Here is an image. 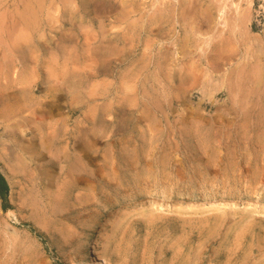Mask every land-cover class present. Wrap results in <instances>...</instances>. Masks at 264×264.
<instances>
[{"label": "rangeland", "instance_id": "obj_1", "mask_svg": "<svg viewBox=\"0 0 264 264\" xmlns=\"http://www.w3.org/2000/svg\"><path fill=\"white\" fill-rule=\"evenodd\" d=\"M113 1L0 0V264H264V0Z\"/></svg>", "mask_w": 264, "mask_h": 264}, {"label": "bare ground", "instance_id": "obj_2", "mask_svg": "<svg viewBox=\"0 0 264 264\" xmlns=\"http://www.w3.org/2000/svg\"><path fill=\"white\" fill-rule=\"evenodd\" d=\"M37 1V0H36ZM120 2H121V0H120ZM127 1L126 0H123L122 1V4H125ZM224 4V3H223ZM36 5V4H35ZM35 5H27V6H24L25 8H18L17 10H15L14 12L15 13H13L14 14V19H15V23H17V26L19 27V29H18V27H17V29L18 30H20V38H21V42H20V49L21 50H24V49H26L25 48V46L24 45H22L23 43H22V41L24 40V39H26V38H29V34H27V32L25 31L26 30V25L28 24V23H30V22H32L33 20H34V18H35V16H34V14L35 13H37V12H39V10H37L38 9V7L37 6H35ZM108 5H109V3H108ZM227 5V4H226ZM119 6H120V4L117 2V1H113V4L111 5V8L112 9H116L117 7L119 8ZM125 6V5H124ZM225 6V5H224ZM37 7V8H36ZM227 7V6H226ZM183 8V7H182ZM223 8V7H222ZM220 9V6H219V8L218 9H220V12H218V13H220V21H221V18L223 17V18H225L226 16H224L223 15V13L224 14H226V11H227V8H226V10H224V9ZM205 9V8H204ZM122 10H125V7L122 9ZM182 10V9H181ZM186 10V9H185ZM200 10H202V9H200ZM187 11V10H186ZM189 11V10H188ZM194 11V10H193ZM195 11H197V10H195ZM219 11V10H218ZM197 12H199V11H197ZM200 12H202V11H200ZM203 12H206V15H208L207 14V12H209V11H203ZM184 13V12H183ZM182 13V14H183ZM186 13V12H185ZM194 13V12H193ZM192 13V14H193ZM209 13H211V12H209ZM242 13V12H241ZM177 14H179V12L177 13ZM191 14V15H192ZM195 14V13H194ZM193 14V15H194ZM192 15V16H193ZM204 15H205V13H204ZM203 15V16H204ZM228 15V14H227ZM242 15V14H241ZM241 15H238L239 17H238V19L240 18V16ZM244 15V14H243ZM179 16H181V14L179 15ZM184 16V15H183ZM196 16V15H195ZM209 16V15H208ZM212 16V15H211ZM177 17H178V15H177ZM182 17V16H181ZM181 17H180V19H181ZM187 17V16H186ZM188 17H190V16H188ZM194 17V16H193ZM195 18V17H194ZM197 18V17H196ZM196 18H195V20H196ZM223 18H222V20H223ZM244 18V17H243ZM246 18V17H245ZM244 18V19H245ZM249 18V17H248ZM191 19H192V17H191ZM201 19V18H200ZM227 19V18H226ZM237 19V20H238ZM244 19L242 20V24H243V21H244ZM186 20V19H185ZM187 20H189L188 18H187ZM204 20V19H203ZM210 20V19H209ZM211 20H213V19H211ZM210 20V21H211ZM190 21V20H189ZM192 21V20H191ZM197 21V20H196ZM208 21V20H207ZM210 21H208V22H210ZM219 21V20H218ZM219 21V22H220ZM228 20H226V22H227ZM185 22V21H184ZM202 22V21H201ZM204 22V21H203ZM202 22V23H203ZM205 22H206V20H205ZM226 22H224V23H226ZM239 22V21H238ZM237 22V23H238ZM13 23H14V20H13ZM187 23V21L185 22V24ZM200 23V22H199ZM223 23V22H222ZM240 23V22H239ZM221 24V23H220ZM227 24H229V22L227 23ZM246 24L249 26V24H250V21L247 23L246 22ZM240 25V24H239ZM238 25V26H239ZM245 25V24H244ZM14 26H15V24H14ZM228 26V25H227ZM237 26V27H238ZM247 26V27H248ZM200 27H201V25H200ZM234 27H235V25H234ZM237 27L235 28V29H237ZM241 27V26H240ZM161 28H163L162 26H161ZM185 28V27H184ZM197 28H198V26H197ZM243 28V27H242ZM244 28H245V26H244ZM249 28V27H248ZM202 29V28H201ZM240 29V28H239ZM145 30H148V29H145ZM162 30H164V28L163 29H159V31L157 32L158 34H160L161 32H163ZM200 30V29H199ZM247 30V29H246ZM250 30V29H249ZM219 31V30H218ZM236 31H238V30H236ZM235 31V32H236ZM242 31V30H241ZM151 32V31H150ZM154 32V31H153ZM165 32V31H164ZM163 32V33H164ZM168 32V31H167ZM234 32V33H235ZM244 32H245V29H244ZM243 32V33H244ZM249 32V31H248ZM248 32H246V33H244V36L248 33ZM190 33V32H189ZM240 33V32H239ZM173 34V33H172ZM249 35L251 34V33H248ZM5 35L7 36V33H6V30H4V28H1L0 29V37L2 38V37H5ZM10 35V34H9ZM16 35H17V33H16ZM114 35V34H113ZM186 35V34H185ZM241 35V34H240ZM18 36V35H17ZM243 36V35H242ZM187 37V36H186ZM246 37H247V35H246ZM249 37V36H248ZM251 37V36H250ZM0 38V39H1ZM104 38H105V36H104ZM243 38V37H242ZM187 39V38H186ZM245 39V38H244ZM243 39V40H244ZM246 39H249V38H246ZM245 39V40H246ZM247 41V40H246ZM245 41V42H246ZM184 42V41H183ZM182 42V43H183ZM112 45V44H111ZM166 46V45H165ZM112 47V46H111ZM110 47V48H111ZM115 47V46H114ZM220 47V46H219ZM114 49V48H113ZM226 49V48H225ZM0 50H1V45H0ZM224 50V49H223ZM219 51L221 52V50H220V48H219ZM166 52V51H165ZM225 53H226V51H225ZM224 54V52L222 53L221 52V54L219 53V55H218V57H220V56H222ZM224 56H225V54H224ZM223 56V57H224ZM35 71V70H34ZM33 72V71H32ZM31 72V73H32ZM34 73V72H33ZM32 73V74H33ZM32 74H30L31 76L29 77V78H31L32 77ZM35 74V73H34ZM37 75V74H36ZM36 76L34 75L33 77H32V80H30V81H32L33 83H35L36 82V78H35ZM29 78L27 79V80H29ZM23 82V81H22ZM27 82V81H26ZM24 83H25V80H24ZM29 83V82H28ZM27 84V83H26ZM30 84V86H31V83H29ZM30 86H28L27 88L26 87H24L25 89V92L27 91V90H29L30 89ZM19 87V86H18ZM21 89V88H20ZM27 89V90H26ZM31 89H32V87H31ZM30 89V90H31ZM24 90L22 89L21 91L18 89L17 90V93H19V95H18V99H19V101L21 102L22 101V99H23V97H26V96H22V93H24ZM33 91H34V89H32ZM21 93V94H20ZM26 94V93H25ZM27 98V97H26ZM25 100V99H24ZM23 100V101H24ZM29 100L32 102V103H37V101H35V97L33 96H30L29 97ZM17 102H18V100H16ZM49 135H51V134H49ZM51 137V136H50ZM42 142V141H41ZM39 143H37L36 141H31V143L29 144V149H27L24 153L25 154H28V155H30L29 156V159L32 161V160H34V158H33V156H35L34 154H33V152H36V150H35V148H36V146L38 145ZM43 145H45V144H43ZM49 145V144H48ZM30 146H31V149H30ZM44 147V146H43ZM49 147V146H48ZM47 147V148H48ZM49 149V148H48ZM47 149V150H48ZM67 150V149H66ZM45 152V151H44ZM60 152H63V151H60ZM48 153H50V152H48ZM47 153V154H48ZM45 154V153H44ZM63 154V153H62ZM37 159V158H36ZM56 159V158H55ZM28 158L26 157V156H24L23 157V161H24V164L25 165H27L28 164ZM173 198H178V199H189V200H193V199H200V200H204V201H206V200H208V201H210V202H219V201H226V200H229L230 198H233L234 200H240V199H242L241 197H239V196H234V197H232L231 195H229V194H218V195H211V194H209V193H204V192H200V191H184V192H180V193H177V194H173V193H171V192H169V191H167V190H162V191H159V192H156L151 198H149L150 200V203H159V202H163V201H169V200H171V199H173ZM254 200H256L257 202L258 201H261L260 200V198L259 197H255L254 198ZM136 201H138L139 202V204L138 205H144V204H147V201L145 200V199H139V200H133L132 198L131 199H129L124 205H121V206H119L118 208H116V210H115V212L114 211H112V212H110V214H109V216L106 218V223H108V222H110L111 221V218L113 217V215L114 214H119V213H122V212H124L126 209H128L129 208V206L130 205H132L133 203H135ZM12 211L10 210V211H8V213H11ZM99 226H100V223L96 220V221H94L93 222V224H92V227H93V229L94 228H96L97 229V232H99ZM83 248H84V261L81 263V264H109V262H108V259H107V256H106V253H105V250L104 249H102V248H100V247H97V245H96V242H95V235L92 233V232H90V233H88L87 234V236L84 238V241H83Z\"/></svg>", "mask_w": 264, "mask_h": 264}, {"label": "trees", "instance_id": "obj_3", "mask_svg": "<svg viewBox=\"0 0 264 264\" xmlns=\"http://www.w3.org/2000/svg\"><path fill=\"white\" fill-rule=\"evenodd\" d=\"M8 192H9L8 181H7L6 177L4 176V174L0 170V196L3 199H6Z\"/></svg>", "mask_w": 264, "mask_h": 264}]
</instances>
